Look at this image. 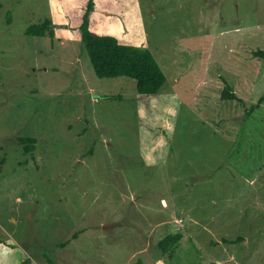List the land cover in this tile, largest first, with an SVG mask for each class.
I'll return each mask as SVG.
<instances>
[{"label":"rangeland","instance_id":"obj_1","mask_svg":"<svg viewBox=\"0 0 264 264\" xmlns=\"http://www.w3.org/2000/svg\"><path fill=\"white\" fill-rule=\"evenodd\" d=\"M88 1L0 0V264H264V0H94L156 55L151 96L97 75Z\"/></svg>","mask_w":264,"mask_h":264},{"label":"trees","instance_id":"obj_2","mask_svg":"<svg viewBox=\"0 0 264 264\" xmlns=\"http://www.w3.org/2000/svg\"><path fill=\"white\" fill-rule=\"evenodd\" d=\"M94 4V0H89L84 7L80 22V38L97 75L100 78L129 76L137 81L138 93L142 96H151L160 92L167 81V74L152 49L123 39L117 34L99 31L94 24L95 20L91 18ZM53 32L51 17L30 24L26 29L27 34L37 36L53 34ZM222 96L225 99L239 98L227 81ZM20 140L25 144L26 151L35 150L36 137L23 136ZM183 237L184 234L181 232L168 233L160 240L159 246L164 253L173 255ZM4 243L8 242L0 239V246L10 247ZM24 264L30 262L25 260Z\"/></svg>","mask_w":264,"mask_h":264},{"label":"crops","instance_id":"obj_3","mask_svg":"<svg viewBox=\"0 0 264 264\" xmlns=\"http://www.w3.org/2000/svg\"><path fill=\"white\" fill-rule=\"evenodd\" d=\"M25 261V260H24ZM24 261H23V263H24ZM30 264H32L31 262H30Z\"/></svg>","mask_w":264,"mask_h":264},{"label":"flooded vegetation","instance_id":"obj_4","mask_svg":"<svg viewBox=\"0 0 264 264\" xmlns=\"http://www.w3.org/2000/svg\"><path fill=\"white\" fill-rule=\"evenodd\" d=\"M19 139H20V137H19ZM22 142V141H21Z\"/></svg>","mask_w":264,"mask_h":264}]
</instances>
